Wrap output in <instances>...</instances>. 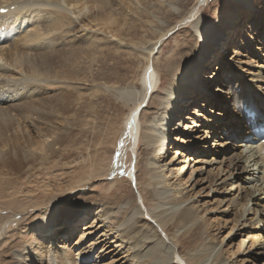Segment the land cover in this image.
<instances>
[{
  "label": "bare ground",
  "instance_id": "1",
  "mask_svg": "<svg viewBox=\"0 0 264 264\" xmlns=\"http://www.w3.org/2000/svg\"><path fill=\"white\" fill-rule=\"evenodd\" d=\"M203 1L205 0H198L190 14L163 34L150 48L149 64L142 76V90L126 92L127 97L135 104L126 123L135 139L139 137L141 119L144 124V131L140 135L142 146L139 145L144 160L140 159L139 172L132 176L136 185H145L144 189L142 187L143 194L140 193L141 198L137 197L136 188L129 192L125 183L115 180L120 178L118 176L109 183L110 187L117 183L115 189H107L103 194L95 193V183L92 182L101 178L103 171L97 172L98 174L92 171L93 174L85 175L76 184V188L73 186V190L66 192V196L69 195L66 198L59 196L64 188L59 189L55 198L52 197L53 192H43V198L37 195L26 197L31 192L21 193L23 186L0 183V208L5 206L11 209L14 203L19 205L21 195L28 200L32 198V201L22 202L25 206L19 207L18 214L6 219L4 224L8 227L15 225L13 232L5 231L3 225L0 228L5 231H1L4 233L0 236V264H152L150 259L153 256L164 259H158L156 264H179L175 257L183 260L184 250L176 246L175 240L181 236L182 231L181 242L187 241L189 244V232L196 231L205 245L202 248L198 246L200 249L191 256L199 264H238L235 257L239 255L241 248L244 257L247 254L255 257L251 264H264V138L261 131H255L258 127H264V63L260 67L249 57L251 55L253 59L260 61L264 55V41L254 42L250 37L252 27L258 28L256 35L264 31L261 16L264 14V0L261 5L260 0H231L232 9L212 23H206L204 15L198 16ZM107 2L108 0H0V11L8 10L6 14L0 13V85L15 81L14 78H8L13 74H22L18 80H24L26 88L24 87L23 93L27 91L26 94L32 96L40 91L31 86V74L56 79V66L49 61V56L61 62L60 50L42 52L46 49L42 36L47 31L53 33L56 30L51 29L52 26H60L67 20L81 24V36L98 32L104 37L119 39L120 35L115 33L109 22L106 10L111 11V7ZM115 2L125 7L130 0ZM105 8L107 9L104 11ZM247 14L251 15L247 20V32L237 39L234 46L228 44L236 37L239 19ZM12 15H17L18 18L17 22L10 25L7 18ZM82 16H86L85 21H81ZM117 19L111 20V23ZM29 22L33 23L34 29H25ZM189 23L194 25L197 40L194 55L189 59V55L173 53L164 63L157 64L155 70L151 68L152 58L160 53L161 46L170 34L187 28ZM207 37L211 41L202 45ZM58 43L54 42L53 45ZM222 50L223 54H220ZM249 51L250 54L247 53ZM215 60L219 64L217 72L211 70ZM23 72L30 75L25 76ZM157 75L161 77L160 85L165 86L163 95L156 85L159 78ZM204 89L210 95L201 91ZM159 94L162 95L160 98ZM12 95L0 94V108L4 103L12 101L15 97ZM146 103L148 107L154 106L149 120L143 117L145 114L142 109ZM215 104L228 107L227 113L230 116L226 121L233 122L232 125L212 124L213 121L208 116L213 117L215 112L210 106ZM25 110L29 111V108ZM186 112L188 115L184 116ZM252 113L256 115L255 119H252ZM0 116L7 117L5 113ZM203 128L206 129L205 137L193 135L201 133ZM246 128L250 129L249 135L238 146L228 142L219 144L220 141L237 138L242 129ZM39 133L37 131L35 134ZM33 140L29 138L24 143L26 141L31 148ZM0 142L1 153L8 147V143L5 138ZM199 142L202 144L197 147V154H190ZM232 146L243 150L231 154H227L228 150H220V147L226 149ZM33 149L27 150L28 156L26 150H18L26 159L44 155V152L37 153L34 151L36 148ZM14 150L10 149V152ZM15 152L18 153L17 150ZM44 159L46 156L38 159V164ZM42 163L39 168L44 166ZM116 166L117 163L111 169L109 166V172L101 179H107L109 175L112 177L117 171ZM252 167H258L259 179L262 181L259 187L255 185ZM29 168L33 169L31 166ZM5 192L9 198H3ZM258 196L263 198L259 199ZM156 199L163 200V204H155L157 210L154 215H150L152 219L145 220V213L139 202L154 204ZM211 213L218 214L219 219L207 218ZM23 216H30V220L27 218L28 223H24ZM231 216L235 217V221L230 220L229 224L224 221ZM59 217L72 219L63 222L58 220ZM222 222L228 224L225 226L231 223L234 225L229 228V234L220 236L219 241V236L216 235L218 237L215 238L214 232H217ZM81 224L84 225L80 236L78 235L80 239L71 249L70 245L77 234L75 231ZM59 226L62 227L57 229ZM167 226L173 231H169L173 240L163 234ZM211 230L214 232L211 233ZM37 231L40 238L33 236ZM238 237L242 241L236 251L232 252L233 246L228 247L225 241ZM81 240H89L90 246L85 247ZM246 243L250 245L244 252ZM181 244L188 247L187 243ZM230 244L233 245L232 240ZM74 249L79 253L73 254ZM88 258L92 262H85Z\"/></svg>",
  "mask_w": 264,
  "mask_h": 264
},
{
  "label": "rangeland",
  "instance_id": "2",
  "mask_svg": "<svg viewBox=\"0 0 264 264\" xmlns=\"http://www.w3.org/2000/svg\"><path fill=\"white\" fill-rule=\"evenodd\" d=\"M197 2L198 0H130V2L124 7L119 6L118 3L115 4V0H108L107 3L110 4L109 6L111 7L112 13L109 14L111 11L106 10L108 8V4L106 5L107 8H105L104 11L106 10L108 12L110 25L113 27L112 29L115 31V33L120 35V38H118L121 41L117 38L114 39V37L111 36L104 37L98 32H95L98 33L96 35L95 33H90L81 36V24L75 21L73 22V20H67L65 23L63 22L64 24L62 23L63 25L61 24L60 26H52L51 29L55 28L56 31L53 33L47 31L42 36L44 40V46L46 47V49L42 52H50L57 49L60 50V56L62 57L61 62L56 59H52L51 55L49 56L50 60L47 58V60L55 64V76L57 78L53 79L52 76L46 77L34 74L30 75L23 72L25 76L30 75L32 79H30L31 86L33 85L34 87H37V89L40 91L39 93H36L32 96L27 95V91L26 93H23L25 87L24 80H18L22 74H13V76L8 78H14L15 81L9 84L6 81L8 85L3 84L4 82L2 83L4 86L2 84L0 85V94L8 95L9 93V95L13 94L12 96H15L10 103H4L2 108H0V111H2V113L0 112V115H3V113L7 115V117L0 116V140L5 138L6 142L8 143V147H5L3 152L0 153V183H5V185L13 184L17 186H23L21 193L31 192V195L27 194L26 197L37 195L38 197L43 198V192L44 194H50L53 192L54 195L52 197L55 198L58 196L56 194H58L59 189L64 188V191L60 192L59 196H64L66 198L67 196L69 197V195L66 196V192L73 190L76 184H78V182H80V180H82L85 175L91 174L92 171L95 173L103 171L102 177H104V175L106 176L109 172V166L111 169L115 163H117L118 167H115L117 168V171L114 174L115 176L113 175L111 177V175H109L107 179H101V177L92 182L93 184L95 183L93 186L95 193L97 192L103 194L105 191H107V189H115L114 186L117 183L112 184L113 187H110L109 183L113 180V178L118 176L120 178L115 180L125 183L124 186L129 192H132V188H136L135 190L137 197L141 198V194H143L142 187L144 189L145 185H136L135 180L132 181V176H135L139 172L140 159L144 160V156L140 154L142 146L140 143V135L144 131V124L143 119H141L140 125L138 127L139 137L138 139H135L134 135L130 134V129L126 124L132 110L135 108V104L132 100H130V98L127 97V93L130 91L139 92L142 90V76L149 64L148 55L150 48L163 34L169 30H172L179 21L183 20L188 14H190ZM259 2L261 5L262 0ZM230 3L231 0H205L203 3H201L202 7L198 12V16L200 14L204 15L206 23L216 22L219 16H222L224 13L229 12L230 9H232ZM174 8H176L177 11ZM252 14L254 15V13ZM16 16L12 15L11 17L7 18V21L10 25L17 22L16 20L18 17L16 18ZM261 16L264 20V14ZM85 17L86 16H82L81 21H83ZM117 17L119 19H117ZM250 17L251 15L247 14L245 17L239 19L240 23L237 26L238 31L236 33V37L228 44L231 43L230 45L234 46V44L237 42V39L240 36L243 37V35L248 30L247 24L249 21L247 20ZM115 19H117L116 22L111 23V20ZM258 20L259 19H257V21ZM32 25V22L27 23L25 29H34L32 28ZM188 25H186L188 26L187 28H183L176 31L174 34H170L169 38H167V40L161 46L160 53L157 52L159 54H156L157 56L152 58L153 64L151 65V68L153 67L155 70L158 67L157 64L164 63V60L172 56L173 53H183L189 55V59L194 55L197 43L195 29L193 27L194 25L192 26L191 23ZM57 29H60L61 31L59 30V32H57ZM257 29L258 28L252 27L250 30V37L252 38V41H264V31L256 35ZM51 35L54 36L52 37ZM78 36H81L80 39ZM207 41H211V39L208 37L205 38V40L202 42V45ZM54 42L59 43L54 46ZM247 53L250 54V51ZM220 54H223V50ZM249 57L257 62L258 66H263L264 55L261 57L260 61L253 59L251 55H249ZM216 60L214 61L215 63L213 62L214 64L211 65V70L213 72H217L219 66ZM57 68L60 69L58 70ZM157 78V88H159V92L163 95L165 93L163 87L165 86L162 87V85H160L161 77L157 75ZM1 79L2 78H0V80ZM250 79L251 76H249V80ZM14 82L15 84L13 85ZM163 82H165V80H163ZM163 85L165 84L163 83ZM213 86L216 87V85ZM201 91H205V89ZM206 93L210 95V93ZM162 95L159 94L158 98H160ZM33 100L35 102H33ZM16 105H18V107L15 108ZM217 105L218 104H215V106ZM215 106H210V108L215 112L213 117L208 116L209 119L213 121L212 124L217 123L216 125H218L221 123L226 126L227 123H229L232 125L233 122L226 121L230 116V113H227L228 107L222 105H218L217 107ZM153 107L154 106L148 107V103L144 104L142 111L144 110L145 115L143 117L146 120L150 119V114L153 112ZM26 108H29V111L25 110ZM14 110L16 113H14ZM186 115H188V112H186L184 116ZM34 117H36V119ZM39 128L40 131L38 130ZM236 128L238 130V127ZM249 130V128L244 130L242 129V132L237 136L238 139L232 138L223 142L220 141L219 144L228 142L229 144H235L238 146L239 143H242L244 138L248 137ZM37 131L40 133L36 135L35 133ZM201 131V133H196L193 135H201L202 137H205L206 129L203 128ZM27 137L34 139L33 141L35 146L33 145L31 148H29V144L26 141L24 143V140H29ZM39 139H43L44 141H40ZM201 144L202 142L197 143L195 149H193V153L190 154H197V147H199ZM237 146H232L226 149H222V147H220V150H228L227 154H231L233 152L238 153L243 150L242 148L238 149ZM32 147L36 149L34 150ZM9 148L15 150L10 152ZM18 149H23V151H30V149H33L37 153L44 152V155L40 157H33L32 159H26L24 156L20 155L22 153ZM16 150L18 153L15 152ZM29 151L26 152V155H29ZM45 156L46 159L40 161L41 163L43 162L42 164L44 166L39 168V166L42 165L41 163L38 164L39 162L37 161H39L38 159L44 158ZM30 166L33 169L29 168ZM38 168L39 171L37 170ZM251 170L254 175L255 185L259 187L262 181L259 179L260 176L258 174V167H252ZM27 174L29 175L27 176ZM138 187L140 189L139 191ZM21 193H18V195H21ZM38 193L41 194L38 195ZM4 195L5 197L3 198H9L7 192H5ZM258 198L262 199L263 197L258 196ZM19 199L21 203L19 205H15L14 203V205H11L13 207L11 209H8L5 206L0 208V228L3 225L5 231H14L15 225H10L8 227V225L4 223L6 219L9 220L13 218L15 214H18L20 211L19 207H22L23 205L25 206L24 203L26 200H28L23 195H21ZM28 201H32V198H29ZM155 204L162 205L163 200L156 199L154 204H149L147 202L144 204L139 202V205L145 213V220L152 219L150 215H154L157 210V205ZM210 217L212 220H218L219 218L217 217L220 216L218 214L215 215V213H211L207 218ZM27 218L30 220V216H23V221H25L24 223L29 222ZM70 219L72 218H58L59 221L63 222ZM230 220L235 221V217L231 216L229 220L224 219V221L228 222V224ZM228 224L222 222L221 227L219 228L221 230H217L219 233L211 230V233L214 232L215 238L219 236L217 240L220 241L223 234L226 236L230 233L231 229L229 228L232 227L234 223H231L229 226H225ZM82 225L84 224H81L80 228L75 231L77 234L72 240L73 243L70 245L71 249L73 248L72 246H74L80 239L79 236L81 234V228L83 227ZM256 225L257 224H255V226ZM61 227L62 226H59L57 229ZM222 227H225V229L223 230ZM4 230H0V236L5 232ZM169 231L173 232L167 226L164 228L163 234H165L168 239H172V235L170 236L171 232ZM191 232H189V244L187 241L181 242V240H183V231L177 241L175 240L176 246H178L179 249L184 250L183 253L185 258L183 260H177V256L175 257V261H177L179 264H199L197 261L193 260L191 256L194 255L196 250L200 249V247L202 248L204 244L202 243L201 239H199L196 231ZM37 234L38 231L34 233V238H40ZM194 235H197V237ZM1 239L2 238H0V242ZM191 239L193 241H191ZM231 240L233 245L230 244ZM241 241L242 238L240 237L235 238V240L233 238H229L227 241H225V244L228 247L233 246L231 248L233 249L232 252H234L236 251L235 249L239 247V243ZM81 242L85 245V247L90 246L91 244V242L89 243V240H81ZM181 243L184 245L187 243L186 245L188 247L183 246ZM245 245L246 248L244 249V252H246L250 244L248 245L246 243ZM188 248L189 252H187ZM241 251L243 253L242 248L239 255H236L235 257V260L238 261V264H251L252 261L254 263L253 259L255 257L253 255L247 254L244 257ZM252 251L253 250H251V252ZM72 252L73 254L79 253L75 249ZM158 259L164 261V259L161 257L158 258L153 256V258L151 257L150 262L152 264H156ZM85 262H92V260L88 258L85 260Z\"/></svg>",
  "mask_w": 264,
  "mask_h": 264
}]
</instances>
